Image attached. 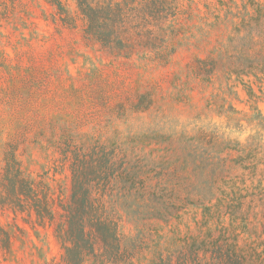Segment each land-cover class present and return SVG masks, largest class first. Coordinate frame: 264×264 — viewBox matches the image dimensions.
Listing matches in <instances>:
<instances>
[{"label": "rangeland", "instance_id": "obj_1", "mask_svg": "<svg viewBox=\"0 0 264 264\" xmlns=\"http://www.w3.org/2000/svg\"><path fill=\"white\" fill-rule=\"evenodd\" d=\"M156 1L127 2L123 56L85 37L76 0H0V147L19 138L54 213L0 207V264H64L67 138L113 153L93 197L122 264H264V0Z\"/></svg>", "mask_w": 264, "mask_h": 264}, {"label": "trees", "instance_id": "obj_2", "mask_svg": "<svg viewBox=\"0 0 264 264\" xmlns=\"http://www.w3.org/2000/svg\"><path fill=\"white\" fill-rule=\"evenodd\" d=\"M81 15L86 20L85 37L111 51L129 56L133 46L128 31L125 12L127 2L150 11L156 0H76ZM59 13H65L60 3H55ZM151 18L152 15H145ZM67 17V15H66ZM68 18V17H67ZM64 21V19H63ZM19 134V133H18ZM19 139V138H18ZM9 139L0 149V207L19 213L34 215L37 225L44 226L54 220L53 200L47 186L36 183L24 172L18 157L21 141ZM70 139L57 143V152L68 163L71 180L69 202L62 209L64 221L55 229L54 236L63 251L64 264H84L92 258L94 264H122L125 253L120 249L116 225L102 217L103 204L93 197L94 182L114 170L113 153L106 146H92L86 150ZM0 248L10 250V235L0 226Z\"/></svg>", "mask_w": 264, "mask_h": 264}]
</instances>
